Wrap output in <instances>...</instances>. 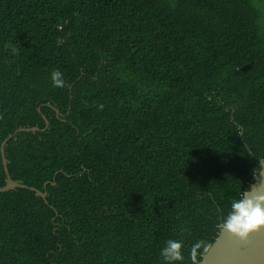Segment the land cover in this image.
Returning a JSON list of instances; mask_svg holds the SVG:
<instances>
[{
    "label": "trees",
    "instance_id": "obj_1",
    "mask_svg": "<svg viewBox=\"0 0 264 264\" xmlns=\"http://www.w3.org/2000/svg\"><path fill=\"white\" fill-rule=\"evenodd\" d=\"M43 117L4 147L46 202L0 193V264H192L264 160V0H0V145Z\"/></svg>",
    "mask_w": 264,
    "mask_h": 264
},
{
    "label": "clouds",
    "instance_id": "obj_2",
    "mask_svg": "<svg viewBox=\"0 0 264 264\" xmlns=\"http://www.w3.org/2000/svg\"><path fill=\"white\" fill-rule=\"evenodd\" d=\"M54 86L65 87L64 80L59 71H55L51 76ZM264 160L259 162V170L253 173L259 176L264 173ZM218 228L241 241H246L249 236L261 228H264V191H257L254 187L241 189L238 198L233 199L229 211L221 219ZM207 250V245L203 242L195 243L190 251L192 264H200V250ZM162 264H183L185 256L180 240H168L160 250Z\"/></svg>",
    "mask_w": 264,
    "mask_h": 264
},
{
    "label": "water",
    "instance_id": "obj_3",
    "mask_svg": "<svg viewBox=\"0 0 264 264\" xmlns=\"http://www.w3.org/2000/svg\"><path fill=\"white\" fill-rule=\"evenodd\" d=\"M38 112H40L39 109ZM56 115H58V112H56ZM43 120L45 123L43 129H39L38 127L19 128L8 135L1 143V163L6 182L3 187H0V193H5L14 189H27L34 192L46 202L45 192L42 193L34 188L19 184L10 178L4 155L6 143L17 133H34L46 130L48 128V121L44 117ZM262 167H264V165H262ZM249 187H254L257 191H264V173L255 176ZM200 264H264V228L251 234L246 241H241L220 229L212 245L208 248L206 253L201 256Z\"/></svg>",
    "mask_w": 264,
    "mask_h": 264
}]
</instances>
